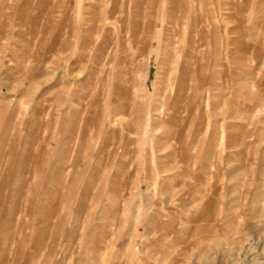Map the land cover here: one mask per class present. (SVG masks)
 I'll use <instances>...</instances> for the list:
<instances>
[{
    "label": "rangeland",
    "instance_id": "1",
    "mask_svg": "<svg viewBox=\"0 0 264 264\" xmlns=\"http://www.w3.org/2000/svg\"><path fill=\"white\" fill-rule=\"evenodd\" d=\"M0 264H264V0H0Z\"/></svg>",
    "mask_w": 264,
    "mask_h": 264
},
{
    "label": "bare ground",
    "instance_id": "2",
    "mask_svg": "<svg viewBox=\"0 0 264 264\" xmlns=\"http://www.w3.org/2000/svg\"><path fill=\"white\" fill-rule=\"evenodd\" d=\"M143 40V39H142ZM148 41V40H147ZM143 42V41H142ZM142 52V51H141ZM258 216V215H257ZM250 237V236H249ZM245 249V248H244ZM247 249V248H246ZM247 257V256H246Z\"/></svg>",
    "mask_w": 264,
    "mask_h": 264
}]
</instances>
